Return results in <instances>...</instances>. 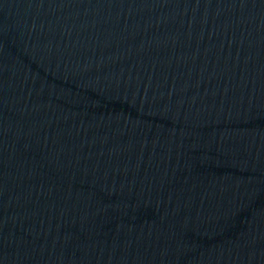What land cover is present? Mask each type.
I'll use <instances>...</instances> for the list:
<instances>
[{"label": "water", "instance_id": "95a60500", "mask_svg": "<svg viewBox=\"0 0 264 264\" xmlns=\"http://www.w3.org/2000/svg\"><path fill=\"white\" fill-rule=\"evenodd\" d=\"M0 264H264V0H0Z\"/></svg>", "mask_w": 264, "mask_h": 264}]
</instances>
